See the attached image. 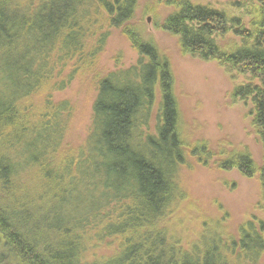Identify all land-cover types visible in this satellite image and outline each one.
Masks as SVG:
<instances>
[{"label": "trees", "instance_id": "16d2710c", "mask_svg": "<svg viewBox=\"0 0 264 264\" xmlns=\"http://www.w3.org/2000/svg\"><path fill=\"white\" fill-rule=\"evenodd\" d=\"M236 2L241 11L229 17L181 1L164 28L184 49L249 77L233 95L251 102L264 151V0ZM135 6L0 0V264H264V155L259 165L249 151L217 160L258 174L261 218L248 217L234 234L216 222L186 245L170 231L186 148L169 60L129 25ZM112 27L139 59L105 72L99 57ZM229 34L235 47L219 42ZM75 80L95 97L85 145L72 151L73 108L55 96Z\"/></svg>", "mask_w": 264, "mask_h": 264}, {"label": "rangeland", "instance_id": "374dc122", "mask_svg": "<svg viewBox=\"0 0 264 264\" xmlns=\"http://www.w3.org/2000/svg\"><path fill=\"white\" fill-rule=\"evenodd\" d=\"M181 1L208 5L228 12L229 17L241 10L236 7L237 0H136L128 21L137 36L153 42L170 63L186 161L178 179L181 197L174 205L168 226L186 245L216 222L234 234L248 217L263 216L258 204L262 196L258 174L246 176L235 167L221 168L217 160L235 152L249 151L259 165L264 151L254 125L251 102L233 95L237 86L249 82V77L218 60L205 59L184 49L179 36L164 28L165 18ZM219 42L223 47H235L239 40L229 34L222 36ZM138 59L139 52L128 37L110 28L99 57L100 69L108 72L126 68ZM55 97L57 101L67 100L73 108L65 144L72 151L81 149L91 123L95 90L75 80ZM160 99L158 93L154 118ZM152 122L153 127L155 121ZM204 146L207 147L205 152L201 150ZM103 248L106 247H94L91 253L105 254Z\"/></svg>", "mask_w": 264, "mask_h": 264}]
</instances>
